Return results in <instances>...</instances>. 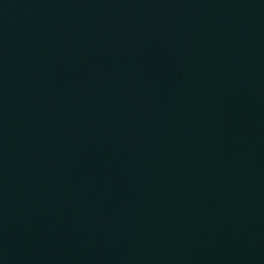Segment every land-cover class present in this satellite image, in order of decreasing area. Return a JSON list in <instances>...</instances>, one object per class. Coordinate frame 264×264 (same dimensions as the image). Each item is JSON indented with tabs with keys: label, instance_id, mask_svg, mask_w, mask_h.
Listing matches in <instances>:
<instances>
[{
	"label": "water",
	"instance_id": "obj_1",
	"mask_svg": "<svg viewBox=\"0 0 264 264\" xmlns=\"http://www.w3.org/2000/svg\"><path fill=\"white\" fill-rule=\"evenodd\" d=\"M0 264H264V0H0Z\"/></svg>",
	"mask_w": 264,
	"mask_h": 264
}]
</instances>
